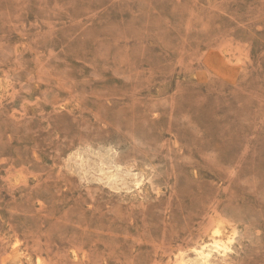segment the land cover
I'll list each match as a JSON object with an SVG mask.
<instances>
[{"label": "rangeland", "instance_id": "374dc122", "mask_svg": "<svg viewBox=\"0 0 264 264\" xmlns=\"http://www.w3.org/2000/svg\"><path fill=\"white\" fill-rule=\"evenodd\" d=\"M0 264H264V0H0Z\"/></svg>", "mask_w": 264, "mask_h": 264}, {"label": "bare ground", "instance_id": "6f19581e", "mask_svg": "<svg viewBox=\"0 0 264 264\" xmlns=\"http://www.w3.org/2000/svg\"><path fill=\"white\" fill-rule=\"evenodd\" d=\"M215 231H217V230H215ZM193 248V247H192ZM197 250V249H196ZM180 256V255H179Z\"/></svg>", "mask_w": 264, "mask_h": 264}]
</instances>
